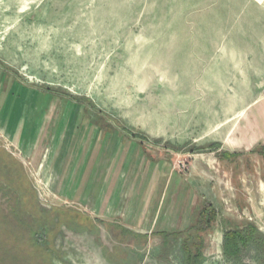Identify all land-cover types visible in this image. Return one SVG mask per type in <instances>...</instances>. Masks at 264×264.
Returning <instances> with one entry per match:
<instances>
[{
	"label": "rangeland",
	"instance_id": "374dc122",
	"mask_svg": "<svg viewBox=\"0 0 264 264\" xmlns=\"http://www.w3.org/2000/svg\"><path fill=\"white\" fill-rule=\"evenodd\" d=\"M191 3L0 0V264H42L54 251L85 263L71 245L86 240L92 220L53 183L60 115L73 112L84 118L76 128L110 131L108 144H142L149 157L169 159L180 181L206 183L199 191L221 195L229 211H246L254 198L264 233L262 157L240 156L238 172L218 157L248 149V113L264 100V72L248 51L258 41L203 38L198 7L184 6ZM26 132L35 139L24 144ZM80 134L73 141L83 149ZM169 240L177 243L170 264H182L180 240ZM202 260L264 264L252 247L237 261L223 253Z\"/></svg>",
	"mask_w": 264,
	"mask_h": 264
},
{
	"label": "crops",
	"instance_id": "0c3cea01",
	"mask_svg": "<svg viewBox=\"0 0 264 264\" xmlns=\"http://www.w3.org/2000/svg\"><path fill=\"white\" fill-rule=\"evenodd\" d=\"M192 2L184 6L198 7L195 13L199 33L207 34L203 38L258 41V46L248 51H255L254 64H261L259 71L264 72V0ZM253 105L254 110L247 118L252 116L254 122L253 129L247 133V151L264 143V100L255 101ZM82 119V114L74 112L60 115L64 127L59 129L61 134L55 135L56 149L52 158L53 183L58 185L61 197L83 208L93 224L87 227L86 240H79L80 245L72 244L71 248L81 249L84 264H170L169 249L177 243L164 235L184 232L194 224L202 203L199 188L205 191L206 183L200 187V183L195 184L191 179L180 181L182 177L174 176L169 159L149 157L142 144L129 140L108 144L110 131L76 128ZM78 131L83 138L81 142L85 143L83 149L79 147L80 142L73 141L76 133H80ZM21 135L24 144L26 140L35 139L32 133ZM76 152H82L81 156L87 154L86 161H80V156L75 157ZM247 167L248 173L255 172L252 163ZM260 190H264V181H260ZM208 198L220 212L215 224L204 234L202 256L222 254L224 219L252 221L261 230L256 221L260 215L255 213L254 198L247 197L246 211L241 210L240 214L235 213L237 206L231 211L224 208L221 195L210 194ZM261 217L264 218V214ZM102 232H114L126 239H97L96 235L100 236ZM64 248L62 246L61 250ZM54 253V257L42 258V264H82L72 253Z\"/></svg>",
	"mask_w": 264,
	"mask_h": 264
},
{
	"label": "trees",
	"instance_id": "16d2710c",
	"mask_svg": "<svg viewBox=\"0 0 264 264\" xmlns=\"http://www.w3.org/2000/svg\"><path fill=\"white\" fill-rule=\"evenodd\" d=\"M215 148L216 146L213 148V145H210L205 149L212 150ZM253 153L261 156L264 164V143L255 146L250 151L229 152L225 150L222 151L218 157L220 159L228 158L231 164H233L232 169L238 172V169L241 168L239 161L237 162L238 158L243 155L249 156ZM200 196L202 198V203L194 224L184 232L164 235L166 239L173 238L176 241L180 239L183 264L202 263L204 234L212 227L218 212H220L214 202L208 198V195L201 193ZM223 223L222 253L228 260H239L242 250L247 247H252L259 256H264V233L258 229L254 222L248 220L230 221L224 219Z\"/></svg>",
	"mask_w": 264,
	"mask_h": 264
}]
</instances>
